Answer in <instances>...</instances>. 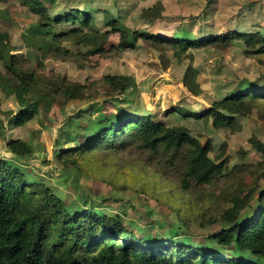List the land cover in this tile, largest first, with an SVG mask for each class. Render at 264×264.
Returning <instances> with one entry per match:
<instances>
[{"label": "rangeland", "instance_id": "obj_1", "mask_svg": "<svg viewBox=\"0 0 264 264\" xmlns=\"http://www.w3.org/2000/svg\"><path fill=\"white\" fill-rule=\"evenodd\" d=\"M41 1L51 17L72 9L88 12L90 24L98 33H105V47L109 51L93 52L95 42L88 43L79 36H51L72 28L70 24L54 26L49 29L51 35L44 33L46 29L39 26V14L28 5L20 0H0V33L6 32L9 42V50L3 49L0 57L1 75L8 76L9 54L15 55L22 68L33 69L41 83L55 76L86 83L105 74L127 75L132 80L130 87L114 97L127 100L129 109L148 112L169 126L186 127L202 143L209 141L212 158L223 148L228 160L227 175L211 184L192 185L190 193L189 189L180 188L178 179L160 176L135 154L110 155L100 150L90 153L85 161L87 166L65 167L57 159V152L75 146L76 142L67 143L75 132L80 136L91 132L98 116L96 112L91 114L94 108L101 107V112L108 115L114 113L112 96L95 91V98L49 107L41 103L31 120L14 127L9 118L18 110L17 101L1 80L0 158L10 160L31 180L42 181L68 209L88 205L96 207L99 214H117L138 237L150 234L157 241L186 237L197 244L225 227L226 223L218 218L224 206L223 189L228 190L235 179L249 185L252 178L248 170L261 159L248 140L252 136L264 140V99H258L260 106H253L249 113L237 116L232 126H216L211 118L167 116V110L180 106L201 113L212 101L223 98L240 84H264V53L248 55L242 42L223 48L211 44L181 51L170 47L158 49L142 40L137 41L134 49L117 53L112 46L118 42V33L105 21L112 15L119 19L121 29L144 30L162 37L180 30L198 39L233 29L264 32V0ZM54 48L60 52L67 49V58L53 55L50 49ZM10 138L29 144L32 156L14 157L6 147ZM260 186L264 187V181ZM193 196L205 198L195 205ZM253 202L254 199L251 205Z\"/></svg>", "mask_w": 264, "mask_h": 264}, {"label": "trees", "instance_id": "obj_2", "mask_svg": "<svg viewBox=\"0 0 264 264\" xmlns=\"http://www.w3.org/2000/svg\"><path fill=\"white\" fill-rule=\"evenodd\" d=\"M20 1L39 14V26L46 29L44 33L51 35L49 29L54 26L70 24L72 28L51 36L59 39L79 36L88 43L95 42L93 52L109 51L105 47V33H98L90 24L88 12L72 9L51 17L41 0ZM105 23L118 33V42L112 46L117 53L134 49L138 40L158 49L170 47L181 51L211 44L223 48L242 42L248 55L264 53V32L258 29L248 32L233 29L198 39L185 30L169 37L144 30L128 32L119 28V19L112 15L107 16ZM8 47V34L2 32L0 57ZM50 51L57 57L67 58V49ZM8 56V78L0 74V80L17 101L18 110L9 118L14 127L31 120L41 103L49 107L54 103L95 98L98 93L112 96L114 113L108 115L101 112V107L94 108L91 114L96 112L98 116L91 132L82 136L75 132L67 140V143L76 142L75 146L57 152L56 157L63 166L76 169L87 166L85 161L90 153L100 150L110 155L135 154L160 176L178 179L180 188L189 189L190 193L192 185L211 184L221 175H227L228 160L223 148L212 158L209 141L202 143L186 127L169 126L148 112L129 109L127 100L114 97L130 87L129 76L105 74L86 83L55 76L41 83L33 69L19 66L14 54ZM260 98L264 99V84L245 82L223 98L212 101L201 113L175 106L167 110V116L211 118L216 126H232L237 116L260 106ZM248 141L261 156L248 170L252 180L249 185H242L235 179L228 190L223 189L224 206L218 218L226 226L197 244L186 237L162 241L150 234L138 237L126 228L119 215L99 214L94 206L68 209L42 181L31 180L10 160L0 158V264H264V187L260 186L264 181V140L252 136ZM6 147L17 159L32 156L31 146L22 139L10 138L6 140ZM203 198L193 196L194 204H201ZM253 199L255 204L251 205ZM220 246L227 253L220 251Z\"/></svg>", "mask_w": 264, "mask_h": 264}]
</instances>
